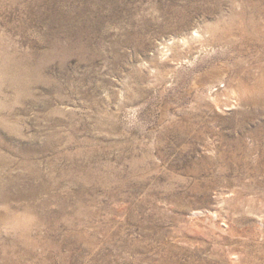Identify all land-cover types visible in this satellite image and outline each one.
<instances>
[{"label":"rangeland","instance_id":"1","mask_svg":"<svg viewBox=\"0 0 264 264\" xmlns=\"http://www.w3.org/2000/svg\"><path fill=\"white\" fill-rule=\"evenodd\" d=\"M0 264H264V0H0Z\"/></svg>","mask_w":264,"mask_h":264}]
</instances>
